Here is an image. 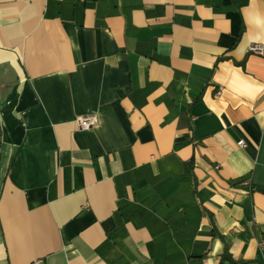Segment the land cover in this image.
Segmentation results:
<instances>
[{"label":"crops","instance_id":"1","mask_svg":"<svg viewBox=\"0 0 264 264\" xmlns=\"http://www.w3.org/2000/svg\"><path fill=\"white\" fill-rule=\"evenodd\" d=\"M254 43L264 0H0V264H264Z\"/></svg>","mask_w":264,"mask_h":264},{"label":"built area","instance_id":"2","mask_svg":"<svg viewBox=\"0 0 264 264\" xmlns=\"http://www.w3.org/2000/svg\"><path fill=\"white\" fill-rule=\"evenodd\" d=\"M248 51L254 54H263L264 47L258 43L251 44L248 47ZM220 91H217L219 94ZM75 125L82 130H88L91 127L95 126L97 123V117L95 115H78L74 118ZM238 146L243 147L244 142L242 140L237 142ZM261 246L264 247V243H261ZM34 264H43L40 260L35 261Z\"/></svg>","mask_w":264,"mask_h":264},{"label":"trees","instance_id":"3","mask_svg":"<svg viewBox=\"0 0 264 264\" xmlns=\"http://www.w3.org/2000/svg\"><path fill=\"white\" fill-rule=\"evenodd\" d=\"M222 258H223V259H229V255H228L227 250H226L225 253L223 254Z\"/></svg>","mask_w":264,"mask_h":264}]
</instances>
